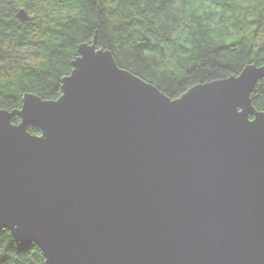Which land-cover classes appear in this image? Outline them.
I'll return each mask as SVG.
<instances>
[{"label":"water","instance_id":"1","mask_svg":"<svg viewBox=\"0 0 264 264\" xmlns=\"http://www.w3.org/2000/svg\"><path fill=\"white\" fill-rule=\"evenodd\" d=\"M78 53L57 99L0 113V229L45 264H264V66L171 99Z\"/></svg>","mask_w":264,"mask_h":264},{"label":"trees","instance_id":"2","mask_svg":"<svg viewBox=\"0 0 264 264\" xmlns=\"http://www.w3.org/2000/svg\"><path fill=\"white\" fill-rule=\"evenodd\" d=\"M50 1L43 6L26 0L22 21L16 16L21 7H12L16 0H0V13H15L0 32V108L20 111L25 94L57 99L83 43L109 50L120 68L171 99L236 76L246 65L264 66V0H179V7H173L176 0H113L116 7L106 16L103 0ZM232 32L235 39L225 41ZM5 41L14 52L30 53L15 58ZM250 98L255 111H264V77ZM19 121L18 116L12 122ZM28 130L41 133L33 125ZM9 245L12 259L3 264H45L37 245L24 246L2 228L0 247Z\"/></svg>","mask_w":264,"mask_h":264},{"label":"snow or ice","instance_id":"3","mask_svg":"<svg viewBox=\"0 0 264 264\" xmlns=\"http://www.w3.org/2000/svg\"><path fill=\"white\" fill-rule=\"evenodd\" d=\"M16 3L21 4V5H23L24 7L27 6V4H26V0H16ZM175 6H176V7H179V4H177V5H175ZM85 57H86V59L93 58V57L90 55V53H88V52L85 53ZM86 59H85V60H86ZM256 99H257V100H260L261 98H260L259 96H257ZM248 102H249V104H251V101H250L249 99H248ZM23 103H24L25 107L23 108L22 111H15V112L17 113V115H15L11 121H13L16 117L20 116V117H23V124L25 123V119L28 118V116H29L30 107H31V101H26V100H24ZM261 106L264 107V104H262ZM238 109H239V112H242V111H243V109H241V108H238ZM5 112H7L6 109L0 108V113H5ZM7 113H8V112H7ZM249 121H250V120H249ZM250 122H251V121H250ZM11 125H12V124H11ZM29 125H31V124H29ZM29 125H28V126H29ZM28 126H27V127H28ZM12 127H14V128H19V127L15 126V125H12ZM36 127H38V126H36ZM38 128H40V127H38ZM44 135H45V132H44ZM10 249H11V245H9L7 248H3L2 250H0V264H2V262L4 261V259L7 257L6 254H7V252H8Z\"/></svg>","mask_w":264,"mask_h":264},{"label":"clouds","instance_id":"4","mask_svg":"<svg viewBox=\"0 0 264 264\" xmlns=\"http://www.w3.org/2000/svg\"><path fill=\"white\" fill-rule=\"evenodd\" d=\"M179 4V0H176V3L173 4V7H176L175 5ZM7 4L4 5V7H6ZM103 7L105 8H115L116 7V3H112L111 0H106V2L102 5ZM12 7H24L23 5L21 4H16L15 2H13L12 4ZM14 15L15 13H12L11 15H5L3 13H0V32H3L5 29H4V24L7 23V21L11 20L14 18ZM10 31V29H9ZM0 39H2V37H0ZM4 47L6 49H8L9 51H11V49L8 48V43L7 41H5V44H4ZM4 247H0V250H2ZM12 251L13 250H9L7 252V258H8V261H10L12 259ZM3 264V262H2Z\"/></svg>","mask_w":264,"mask_h":264},{"label":"rangeland","instance_id":"5","mask_svg":"<svg viewBox=\"0 0 264 264\" xmlns=\"http://www.w3.org/2000/svg\"><path fill=\"white\" fill-rule=\"evenodd\" d=\"M29 1H31V2H40L43 6L45 5V3L47 4V5H49V6H51L52 5V3H51V1L50 0H29ZM248 1V0H247ZM249 2H250V0H249ZM113 3V2H112ZM111 9V8H110ZM229 30H232V28L229 26V28H228ZM264 35H262L261 37H263ZM235 39V32H232V33H230L229 35H226L225 37H224V40L225 41H227V42H229V41H231V40H234ZM8 53H10V55H12V56H14L15 58H18L17 56L19 55V53H21L20 55H23V54H29L30 53V50L29 49H27V50H21L19 53H17V52H14V51H12V48H11V51H9L8 50Z\"/></svg>","mask_w":264,"mask_h":264},{"label":"flooded vegetation","instance_id":"6","mask_svg":"<svg viewBox=\"0 0 264 264\" xmlns=\"http://www.w3.org/2000/svg\"><path fill=\"white\" fill-rule=\"evenodd\" d=\"M113 0H111V2H112ZM106 2V0H103V4ZM104 8V11H103V14H104V16H106L109 12H110V8H105V7H103Z\"/></svg>","mask_w":264,"mask_h":264}]
</instances>
